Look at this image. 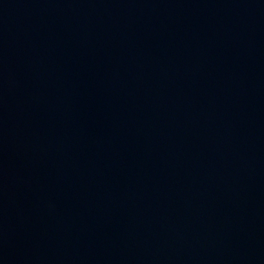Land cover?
Returning <instances> with one entry per match:
<instances>
[{
  "label": "water",
  "instance_id": "obj_1",
  "mask_svg": "<svg viewBox=\"0 0 264 264\" xmlns=\"http://www.w3.org/2000/svg\"><path fill=\"white\" fill-rule=\"evenodd\" d=\"M0 264H264V0H0Z\"/></svg>",
  "mask_w": 264,
  "mask_h": 264
}]
</instances>
